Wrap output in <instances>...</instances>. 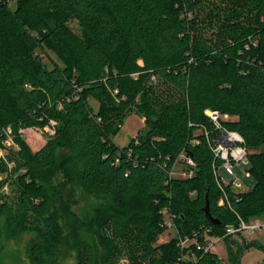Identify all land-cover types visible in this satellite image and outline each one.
I'll use <instances>...</instances> for the list:
<instances>
[{
	"label": "trees",
	"instance_id": "1",
	"mask_svg": "<svg viewBox=\"0 0 264 264\" xmlns=\"http://www.w3.org/2000/svg\"><path fill=\"white\" fill-rule=\"evenodd\" d=\"M11 2L0 0V244L35 230L42 242L31 245V261L56 256L50 175L73 167L83 189L110 199L92 215L66 210L90 238L78 264H174V239L153 247L164 208L179 234L207 228L222 238L227 264H241L250 248L264 254L258 240L225 232L238 218L264 216V0ZM132 113L144 130L119 147L113 138ZM50 121L54 134L33 152L20 129ZM222 132L241 137L253 185L239 192L229 183L219 206L213 146ZM10 135L17 150L3 145ZM180 155L194 164L190 178L169 176ZM9 181L10 198L1 192ZM206 194L220 226L204 219ZM196 264L222 261L207 253Z\"/></svg>",
	"mask_w": 264,
	"mask_h": 264
},
{
	"label": "rangeland",
	"instance_id": "2",
	"mask_svg": "<svg viewBox=\"0 0 264 264\" xmlns=\"http://www.w3.org/2000/svg\"><path fill=\"white\" fill-rule=\"evenodd\" d=\"M15 0L11 2V7L14 8ZM70 29L77 35H80V27L77 21L72 20L68 23ZM53 62L62 66L59 60L51 53H48ZM46 61V60H45ZM90 105L96 109L97 103L90 102ZM53 127L49 125L43 128L27 127L22 128L19 131V135L30 147L33 152L38 151L46 142V140L54 134ZM144 130V122L142 118L134 113L130 114L123 121L122 126L118 134L113 138L114 143L123 147L126 146L132 139H134L139 133ZM3 145L7 149L17 150L13 144V137L10 135L4 141ZM3 155V151L1 152ZM182 166L176 164L174 166L175 174L182 170ZM233 171L236 177L235 185L233 186L236 191L245 192L251 189L253 185L252 179H250L246 172L245 163H233ZM225 177L226 175L223 174ZM6 175H0V180L5 179ZM230 181V178H228ZM50 181L56 187L55 194L52 199L51 212L56 216V228L54 234V244L56 247L55 257H46L43 264H78L80 255L79 251L84 244L89 243V236L77 229L72 221L68 218L66 210L70 209L72 212L83 216L86 214L92 215L94 207L98 206L102 202L110 201L107 197H99L92 190L83 189L77 182L75 176V169L73 167L68 168L65 171L57 170L54 174L50 175ZM14 187L10 183H6L2 187V194L7 197H12ZM169 224L171 223L167 217L164 218ZM259 223L264 224V216L256 219ZM251 220L249 222H252ZM172 225V224H171ZM176 226V225H175ZM184 236L178 233L177 228L172 226L166 227V230L157 237L153 247H158L160 244L169 242L177 236ZM238 242H249L256 239L264 244V230L254 232L253 234L242 233L236 238ZM42 242L39 234L35 230H25L18 237L10 238L6 237L0 244V262L1 264H34L29 257V249L32 244ZM214 253L221 258L227 264V256L225 245L222 238L214 243ZM258 250L250 248L244 252L243 264L248 260H252V263L257 264L260 262ZM128 260L121 259L119 264H129Z\"/></svg>",
	"mask_w": 264,
	"mask_h": 264
},
{
	"label": "built area",
	"instance_id": "3",
	"mask_svg": "<svg viewBox=\"0 0 264 264\" xmlns=\"http://www.w3.org/2000/svg\"><path fill=\"white\" fill-rule=\"evenodd\" d=\"M11 1L12 0H7V2ZM206 114L212 119V121L215 123L217 122L219 117L217 112L206 111ZM224 118H226V116H224ZM55 124L56 123L54 121L49 122V126L53 127L52 129H54ZM5 132L7 135H9L11 131L9 128H7ZM241 143V137L236 133L231 132H222L214 141L213 151L215 155L219 156L222 160L220 166L215 169V176L218 180V185L222 190V195L218 200L219 206L224 205V203L228 204L227 195L223 191L224 187L229 183L234 186V183L236 182V177L233 171V163H246V150L240 145ZM178 160L183 161V164H179L183 167L182 170L175 174L173 168L169 173V176L179 179L190 178L193 174L191 167L194 166L192 160L190 158L184 157L183 155H180ZM223 174H225L226 177ZM227 177L230 178V181H228ZM162 214L164 218L167 217L171 222L168 224L164 219L165 227L173 225L176 229L174 216L169 214L165 208L162 209ZM238 220L239 223L237 227H234L233 225L226 227L225 232L227 235L234 233H239V235L242 233L253 234L254 232H260L264 230V224L259 223L256 219L252 222H245L240 218H238ZM199 233L200 234H198V232H194L190 235H178L175 237L177 255L174 264H196L199 254H215L214 243L221 238L210 235V229L207 228L200 229ZM219 259L222 261V264H226L221 258Z\"/></svg>",
	"mask_w": 264,
	"mask_h": 264
},
{
	"label": "water",
	"instance_id": "4",
	"mask_svg": "<svg viewBox=\"0 0 264 264\" xmlns=\"http://www.w3.org/2000/svg\"><path fill=\"white\" fill-rule=\"evenodd\" d=\"M203 212H204V219L205 221L213 227L220 226V221L213 218L209 212V202H208V197L207 194L205 195V205L203 207Z\"/></svg>",
	"mask_w": 264,
	"mask_h": 264
},
{
	"label": "crops",
	"instance_id": "5",
	"mask_svg": "<svg viewBox=\"0 0 264 264\" xmlns=\"http://www.w3.org/2000/svg\"><path fill=\"white\" fill-rule=\"evenodd\" d=\"M142 120H143V118H142ZM243 256H244V254H243ZM243 256L241 258V264H243ZM257 256H259V259H260V262H258L257 264H264V254L261 253ZM245 264H254V263H252V260H248Z\"/></svg>",
	"mask_w": 264,
	"mask_h": 264
}]
</instances>
